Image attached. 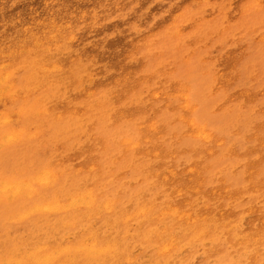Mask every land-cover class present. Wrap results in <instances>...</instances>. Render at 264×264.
I'll return each mask as SVG.
<instances>
[{
	"label": "rangeland",
	"instance_id": "374dc122",
	"mask_svg": "<svg viewBox=\"0 0 264 264\" xmlns=\"http://www.w3.org/2000/svg\"><path fill=\"white\" fill-rule=\"evenodd\" d=\"M190 2L198 0H0V78L6 87L4 76H9L14 95L0 121L12 113L16 122L0 126V184L3 180L24 183L47 169L54 178L27 198L0 197V264L41 246L46 254L64 249L75 252L63 253L56 264H264V149L255 138L264 140V55L260 53L264 51L260 48L264 0H208L196 7ZM177 15L172 28L169 19ZM51 21L67 27L56 44L50 39L53 31L47 30ZM45 32L49 33L35 46L32 34ZM65 33L73 38L70 42ZM51 66L54 71L47 72ZM221 73L226 78L215 80ZM195 82L201 84L202 88L197 85L201 91ZM178 83L190 88L196 116L208 129L212 126L215 143L202 148L186 135L179 118L187 115L178 109L179 101L168 98L176 93ZM150 121L155 123V133L137 128ZM11 137L15 141L7 142ZM124 141L139 148L128 151ZM193 168L197 175L190 173ZM169 170L175 177L165 179ZM220 177L227 182L223 189L228 188L229 194L215 190ZM197 181L203 182L199 188ZM86 190L96 198L92 211L65 208L70 197ZM102 201L114 206L112 211H104ZM55 203L63 210L35 212L37 207ZM168 205L211 217L201 232H207L206 237L198 240L201 234L191 227L160 217ZM138 208L145 209L140 217L135 216ZM124 215L130 218L125 221ZM256 233L263 234L262 243H249ZM88 235L100 237L103 244L118 243L117 252L98 263H85L76 244ZM170 239L174 244L162 254L160 245L165 241L168 245Z\"/></svg>",
	"mask_w": 264,
	"mask_h": 264
},
{
	"label": "bare ground",
	"instance_id": "6f19581e",
	"mask_svg": "<svg viewBox=\"0 0 264 264\" xmlns=\"http://www.w3.org/2000/svg\"><path fill=\"white\" fill-rule=\"evenodd\" d=\"M207 1L208 0H198V2H195V3H191L190 2V4L191 5H189V6H191V7H196V6H199V5H202V4H206L207 3ZM44 2V1H43ZM263 2V1H262ZM46 3V2H45ZM183 4V3H182ZM232 4V3H231ZM177 7V6H176ZM115 8V7H114ZM264 8V7H263ZM262 8V9H263ZM179 10V9H178ZM260 10V9H259ZM241 11V10H240ZM176 12H178V11H176ZM259 12V11H258ZM255 13H256V11H255ZM72 14V13H71ZM81 14H83V12L81 13ZM264 14V13H263ZM80 15V14H79ZM176 15V14H175ZM260 15V14H259ZM245 16H246V14H245ZM207 17V16H206ZM170 18V17H169ZM178 18H179V16L177 15V16H174L172 19H169V20H171V23H170V27H175L176 26V24H177V20H178ZM233 18H234V16H233ZM239 18V17H238ZM81 19V18H80ZM94 20H95V18H93ZM228 19V18H227ZM50 20V19H49ZM92 20V19H91ZM195 21V20H194ZM263 21V20H262ZM36 22H38V21H35V23ZM40 22V21H39ZM38 22V23H39ZM64 22V21H63ZM62 22V23H63ZM188 22V21H187ZM192 21H190V23H191ZM200 22V21H199ZM223 22H225V21H223ZM41 23V22H40ZM196 23V22H195ZM90 24V23H89ZM187 24V23H186ZM188 24H189V22H188ZM192 24V23H191ZM43 25V24H42ZM48 25V24H47ZM165 25V24H164ZM184 25V24H183ZM260 25V24H259ZM264 25V24H263ZM69 26V25H68ZM190 26V25H189ZM236 26V25H235ZM192 27V26H191ZM244 27V26H243ZM23 28V27H22ZM64 28H67L66 26H64L63 24H58V23H55V22H53V21H51L50 23H49V25H48V31H49V29L51 30V31H53V35H51V37H50V39L56 44V42H57V38L59 37V35L61 34L60 33V31L61 30H64ZM168 28V27H167ZM24 29V28H23ZM45 30V29H44ZM44 30H42V31H44ZM222 29H220V31H221ZM224 30V32H225V29H223ZM222 30V31H223ZM227 30V29H226ZM251 30V29H250ZM259 30V29H258ZM153 31V30H152ZM151 31V32H152ZM243 31V30H242ZM154 32V31H153ZM182 32H183V30H182ZM47 33H49V32H45V33H42L41 35H38V34H36L37 36H35L34 34H32V40H33V44L36 46V45H40L41 44V41L40 40H42V36L43 35H47ZM60 33V34H59ZM178 33H180L179 31H178ZM239 33V32H238ZM255 33V32H254ZM253 33V34H254ZM29 34V33H28ZM68 34H70V33H65V35H67L66 36V38L68 39V41L70 42L73 38L70 36V35H68ZM153 34V33H152ZM151 34V35H152ZM221 34V33H220ZM219 34V35H220ZM260 34V33H259ZM263 34V33H262ZM261 34V35H262ZM62 35V34H61ZM144 35V34H143ZM149 35V34H148ZM206 35H208V34H206ZM244 35H245V33H244ZM260 36V35H259ZM213 37H215V36H213ZM220 37V36H219ZM226 37V36H225ZM248 37V36H247ZM256 37V36H255ZM254 37V38H255ZM193 38V37H192ZM23 39V38H22ZM141 39V38H140ZM217 39V38H216ZM235 39H237V38H235ZM239 39V38H238ZM245 39V38H244ZM260 39H262V40H264V35H262V36H260ZM20 40V39H19ZM24 40V39H23ZM23 40H21V41H23ZM198 40V39H197ZM199 40H201V39H199ZM254 40V39H253ZM257 40V39H256ZM255 40V41H256ZM45 41V40H44ZM47 41H49V40H47ZM68 41H66V42H68ZM210 41V40H209ZM215 41V40H214ZM244 41V40H243ZM189 42V41H188ZM240 42H242V41H240ZM245 42V41H244ZM251 42V41H250ZM191 43H192V41H191ZM194 43V42H193ZM209 43V42H208ZM212 43V42H211ZM228 43V42H227ZM18 44V43H17ZM148 44H150V43H148ZM185 44V43H184ZM214 44V43H213ZM222 44V43H221ZM224 44V43H223ZM244 45H245V43H243ZM262 44V43H261ZM52 45H54V44H52ZM141 45V44H140ZM146 45V44H145ZM191 45V44H190ZM202 45V44H201ZM206 45H208V44H206ZM217 45V44H216ZM26 46V45H25ZM31 46H32V43H31ZM133 46H134V44H133ZM254 46V45H253ZM259 46V45H258ZM6 47V46H5ZM20 47V46H19ZM33 47V46H32ZM219 47V46H218ZM218 47H216V48H218ZM264 47V45L262 46V47H260V48H263ZM22 48V47H21ZM51 48V47H50ZM179 48V47H178ZM209 48V47H208ZM207 48V49H208ZM215 48V47H214ZM19 49V48H18ZM17 49V50H18ZM45 49V48H44ZM196 49H198L197 47H196ZM211 49V48H210ZM209 49V50H210ZM220 49V48H219ZM218 49V50H219ZM242 49V48H241ZM256 49V48H255ZM9 50V49H8ZM7 50V51H8ZM47 50V49H46ZM134 50H136V49H134ZM200 50V49H199ZM205 50V49H204ZM257 50V49H256ZM11 51V50H10ZM26 51V50H25ZM177 51V50H176ZM191 51V50H190ZM206 51V50H205ZM12 52H14V51H12ZM134 52V51H133ZM166 52V51H165ZM180 52V51H179ZM204 52V51H203ZM207 52V51H206ZM242 52V51H241ZM257 52H258V50H257ZM263 52V55H264V51L262 50V51H260V53H262ZM4 53V52H3ZM128 53H130V52H128ZM128 53L127 54H125V55H128ZM158 53V52H157ZM199 53H201V52H199ZM217 53V52H216ZM219 53V52H218ZM208 54V53H207ZM246 54V53H245ZM171 55V54H170ZM218 55V54H217ZM260 55V54H259ZM263 55H261V56H263ZM8 56H10V55H8ZM145 56V55H144ZM148 56V55H147ZM196 56V55H195ZM207 56V55H206ZM211 56V55H210ZM177 57V56H176ZM193 57V56H192ZM203 57H204V55H203ZM213 57H215V56H213ZM242 57V56H241ZM152 58V57H151ZM175 58V57H174ZM190 57L188 56V58L187 59H189ZM195 59H196V57H194ZM217 58H218V56H217ZM264 58V57H263ZM203 59V58H202ZM262 59V58H261ZM70 60V59H69ZM179 60V59H178ZM253 60V59H252ZM169 61H171V60H169ZM185 61H186V59H185ZM192 61H193V59H192ZM200 61H201V59H200ZM207 61V60H206ZM211 61H213V60H211ZM245 61V60H244ZM147 62H148V60H147ZM172 62V61H171ZM179 62V61H178ZM181 62V61H180ZM250 62H252L251 60H250ZM249 62V63H250ZM254 62V61H253ZM256 62V61H255ZM153 63V62H152ZM185 63H187V62H185ZM195 63V62H194ZM197 63V62H196ZM211 63V62H210ZM209 63V64H210ZM232 63V62H231ZM236 63V62H235ZM262 63H263V61H262ZM261 63V64H262ZM9 64V63H8ZM142 64V63H141ZM173 64V63H172ZM203 64V63H202ZM208 64V65H209ZM246 64H248V63H245V65ZM253 64H255V63H253ZM7 65V64H6ZM145 65H147L146 63H145ZM144 65V66H145ZM211 65V64H210ZM244 65V66H245ZM251 65V64H250ZM167 66V65H166ZM197 66H198V64H197ZM251 66H253V65H251ZM5 67V66H4ZM54 66H51L48 70H46L47 72H52V71H54V68H53ZM56 67V66H55ZM148 67V66H147ZM171 67H173V66H171ZM184 67V66H183ZM264 67V66H263ZM262 67V68H263ZM42 68V67H41ZM48 68V67H47ZM57 68V67H56ZM59 68V67H58ZM140 68V67H139ZM143 68V67H142ZM189 68H190V66H189ZM199 68H201V67H199ZM198 68V69H199ZM245 68V67H244ZM255 68V67H254ZM261 68V67H260ZM0 69H2V68H0ZM40 69V68H39ZM188 69V68H187ZM206 69V68H205ZM232 69H233V67H232ZM59 70V69H58ZM174 70V69H173ZM182 70V69H181ZM234 70V69H233ZM243 70H245V69H243ZM260 70V69H259ZM262 70V69H261ZM39 71V70H38ZM45 71V70H44ZM170 71V70H169ZM180 71V70H179ZM184 71V70H183ZM189 71V70H188ZM157 72V71H156ZM156 72H154V73H156ZM172 72V71H171ZM178 72V71H177ZM182 72V71H181ZM190 72V71H189ZM195 72V71H194ZM231 72H232V70H231ZM249 72V71H248ZM253 72H255V71H253ZM16 73V72H15ZM173 73V72H172ZM183 73V72H182ZM192 73V72H191ZM200 73V72H199ZM218 73V72H217ZM261 73H264V72H261ZM6 74V73H5ZM167 74V73H166ZM171 74V73H170ZM198 74V73H197ZM216 74V73H215ZM230 74V73H229ZM229 74H227V75H229ZM252 74V73H251ZM251 74H249V75H251ZM173 74H171V76H172ZM208 75H210V73L208 74ZM208 75H206L207 76V78H208ZM217 75V74H216ZM231 75V74H230ZM177 76V75H176ZM180 76V75H179ZM260 76V75H259ZM258 76V77H259ZM4 77H6V87L4 86V79H1L0 78V118L2 117L1 116V114L2 115H5V114H7L8 112L6 111V107L7 108H9V106H10V104L12 103V101L14 100V95H12V92H11V90H10V86L8 85V78H9V76L8 75H6V76H4ZM156 77V76H155ZM168 77V76H167ZM183 77H184V75H183ZM200 77H203V76H200ZM199 77V78H200ZM205 77V76H204ZM212 77V76H211ZM216 77V76H215ZM223 77H225V76H223L222 75V73L219 75L218 74V76L216 77V78H214L215 80H224V78ZM228 77V76H227ZM250 77H252V76H250ZM249 77V78H250ZM254 77V76H253ZM256 77V76H255ZM171 78V77H170ZM174 78V77H173ZM177 78H178V76H177ZM185 78V77H184ZM189 78V77H188ZM226 78V77H225ZM234 78V77H233ZM191 79V78H190ZM212 79V78H211ZM210 79V80H211ZM235 79H236V76H235ZM167 80V79H166ZM181 80V79H180ZM184 80V79H183ZM183 80H181V81H183ZM192 80V82H193V79H191ZM140 81V80H139ZM226 81H228V80H226ZM233 81V80H232ZM244 81V80H243ZM242 81V82H243ZM176 82V81H175ZM184 82H186V81H184ZM212 82H214V80L212 81ZM229 82V81H228ZM245 82V81H244ZM255 81H253V83H254ZM142 83V82H141ZM140 83V84H141ZM191 83V82H190ZM198 83V82H197ZM202 83V82H201ZM251 83V82H250ZM250 83L248 84V85H250ZM194 84H196V82L194 83ZM207 84V83H206ZM205 84V85H206ZM209 84V83H208ZM207 84V85H208ZM261 84V83H260ZM187 85V84H186ZM198 84H196V86H197ZM230 85V84H229ZM247 85V86H248ZM263 85H264V83H263ZM194 86V85H193ZM198 86H200L201 87V84L200 85H198ZM197 86V87H198ZM260 86V85H259ZM195 87V86H194ZM200 87H198L199 89H200ZM207 87V86H206ZM209 87V86H208ZM216 87V86H215ZM224 87V86H223ZM236 87V86H235ZM241 87H243V86H241ZM202 88V87H201ZM237 88V87H236ZM257 88V87H256ZM196 89V88H195ZM198 89V90H199ZM222 89V88H221ZM245 89V88H244ZM243 89V90H244ZM202 90H205V89H202ZM207 90V89H206ZM218 90V89H217ZM250 90V89H249ZM256 90V89H255ZM90 91V90H89ZM194 91V90H193ZM196 91V90H195ZM200 91H201V89H200ZM216 91V90H215ZM224 91V90H223ZM231 91H233V90H231ZM230 91V92H231ZM239 91V90H238ZM260 91V90H259ZM261 91H262V89H261ZM85 92V91H84ZM91 92V91H90ZM202 92H204V91H202ZM208 92V91H207ZM214 92V91H213ZM241 92V91H240ZM244 92V91H243ZM242 92V93H243ZM249 92H251V91H249ZM252 92H254V91H252ZM256 92V91H255ZM191 93H192V91H191ZM229 93V92H228ZM239 93V92H238ZM246 93V92H245ZM248 93V92H247ZM150 94V93H149ZM202 94V93H201ZM220 94V93H219ZM227 94V93H226ZM167 96H168V94H166ZM170 96L168 97L169 98V100H174V99H176L177 101H179L180 102V105L179 106H177L178 107V109L182 112V113H186V115H187V117H182L181 116V118H179L182 122H183V124L185 125V127H186V129H187V132H186V135H188V137H189V139H190V141L191 142H193V143H199V144H201L202 145V148H204L205 147V145L206 144H208V143H210V142H214L216 139H215V137L213 136V134H214V132L211 130L212 128V126L208 129V127L207 126H205L204 124H203V122H201L199 119H201V118H199L198 119V117L196 116V115H198V114H196V112L198 111L197 109V107H195L196 105H194L193 104V102H191V99H192V95H190V88L189 87H186L185 85H183V83H178L177 84V86H176V93H173V95H171V94H169ZM223 95V94H222ZM222 95H221V97H219V95H218V97L219 98H223L222 97ZM225 95V94H224ZM20 96V95H19ZM153 96L155 97V96H157L156 94L154 95L153 94ZM200 96V95H199ZM256 96H257V94H256ZM259 96V95H258ZM153 97V98H154ZM210 97V96H209ZM224 97H226V96H224ZM212 98V97H211ZM210 98V99H211ZM253 98V97H252ZM257 98V97H256ZM101 99V98H100ZM196 99H197V97H196ZM209 100V99H208ZM213 100V99H212ZM215 100V99H214ZM255 100V99H254ZM261 100H262V98H261ZM216 101V100H215ZM223 101H224V99H223ZM234 101H236V100H234ZM253 101V100H252ZM198 102V101H197ZM212 102V101H211ZM233 102V101H232ZM232 102H231V104H232ZM260 102V101H259ZM154 103V102H153ZM152 103V104H153ZM202 103H204V102H202ZM227 103V102H226ZM166 104V103H165ZM208 104V103H207ZM249 104H250V102H249ZM260 104V103H259ZM205 105V104H204ZM203 105V106H204ZM226 105V104H225ZM224 105V106H225ZM244 105V104H243ZM252 105V104H251ZM261 105V104H260ZM259 105V106H260ZM152 106V105H151ZM202 105H200V107H201ZM232 106H235V105H233L232 104ZM249 106V105H248ZM257 107V108H260V107ZM199 107V106H198ZM199 107V108H200ZM242 107V106H241ZM251 107V106H250ZM255 107V106H254ZM163 108H164V106H163ZM205 108V107H204ZM224 108V107H223ZM236 108H237V106H236ZM240 107H238V109H239ZM175 109H177V108H175ZM220 109H222V108H220ZM230 109V108H229ZM250 109V108H249ZM262 109V108H261ZM73 110V109H72ZM227 110V109H226ZM242 110H243V108H242ZM263 110H264V108H263ZM173 111V110H172ZM216 111V110H215ZM261 111V110H260ZM174 112V111H173ZM209 112H211V111H209ZM224 112V111H223ZM223 112H221V114H223ZM227 112V111H226ZM238 112V110L236 111L235 110V113H237ZM250 112V111H249ZM36 113V112H35ZM34 113V114H35ZM42 113H45V112H42ZM168 113V112H167ZM234 113V114H235ZM253 113V112H252ZM38 114V113H37ZM59 114V113H58ZM130 114V113H129ZM220 114V115H221ZM250 114V113H249ZM14 114H8V115H6V117H5V119L4 118H2V119H4V120H2V121H0V126L1 125H6V126H8V127H10L13 123H16V122H14V116H13ZM57 115V114H56ZM119 115V114H118ZM117 115V116H118ZM161 115V114H160ZM168 115V114H167ZM174 115V114H173ZM206 114H204V116H205ZM213 115V114H212ZM55 116V115H54ZM120 116V115H119ZM158 116V115H157ZM169 116V115H168ZM202 116H203V114H202ZM208 116V115H207ZM218 116V115H217ZM239 116V115H238ZM156 117V116H155ZM180 117V116H179ZM214 117V116H213ZM216 117V116H215ZM226 117V116H225ZM233 117H234V115H233ZM18 118L19 117H16L15 119L16 120H18ZM210 118V117H209ZM211 118H212V116H211ZM210 118V119H211ZM238 118V117H237ZM255 118V117H254ZM254 118L252 119V120H254ZM264 118V117H263ZM262 118V119H263ZM132 119V118H131ZM160 119V118H159ZM177 119V118H176ZM203 119H204V117H203ZM224 119V118H223ZM229 119V118H228ZM1 120V119H0ZM227 120V118L225 119V121ZM233 120H234V118H233ZM261 120V119H260ZM158 121V120H157ZM217 121V120H216ZM215 121V122H216ZM224 121V120H223ZM230 121H231V119L229 120V122H227L228 124H230ZM235 121V120H234ZM151 123H147V124H144V123H142V124H139L138 125V129L141 131V130H146V132H150V133H155L156 132V126H155V123L154 122H152V121H150ZM206 122H208V121H206ZM214 122V121H213ZM217 122H219V121H217ZM217 122L215 123V124H217ZM247 122V121H246ZM172 123H173V121H172ZM172 123H170L171 125H172ZM235 123V122H234ZM165 124V123H164ZM166 124H167V121H166ZM166 124H165V126H166ZM179 124V123H178ZM224 124L225 123H223V126H221V127H224ZM253 124V123H252ZM256 124H258V123H256ZM260 124H262V123H260ZM183 125V126H184ZM210 125H211V123H210ZM226 125V124H225ZM244 125H246V124H244ZM251 125V124H250ZM264 125V124H263ZM262 125V127H264ZM168 126V125H167ZM166 126V127H167ZM170 126V125H169ZM175 126V128H176V126H177V124L176 125H174ZM173 125H172V127H174ZM208 126H209V124H208ZM216 125H214V127H215ZM236 126V125H235ZM252 126V125H251ZM255 126V125H254ZM36 127V126H35ZM178 127V126H177ZM217 127V126H216ZM226 127H228V126H226ZM248 127V126H247ZM259 127V126H258ZM261 127V126H260ZM165 128V127H164ZM163 128V129H164ZM231 128H232V124H231ZM234 128V127H233ZM237 128V127H236ZM244 128V127H243ZM254 128V127H253ZM255 128H257V127H255ZM216 129V128H215ZM221 129V128H220ZM230 129V128H229ZM264 129V128H263ZM9 130V129H8ZM63 130V129H62ZM68 130V129H67ZM167 130V129H166ZM226 130V129H225ZM254 130V129H253ZM252 130V131H253ZM217 131V130H216ZM222 131V130H221ZM220 131V132H221ZM229 131H231V129L230 130H228V132ZM247 131V130H246ZM226 132V131H225ZM228 132H227V134H228ZM235 132L236 133H238L237 132V129L235 130ZM65 133V132H64ZM219 133V132H218ZM223 133V132H222ZM233 133H234V131H233ZM255 133V132H254ZM253 133V134H254ZM138 134V133H137ZM136 134V135H137ZM183 134V133H182ZM225 133H223V135H224ZM231 134V133H230ZM248 134V133H247ZM247 134H245V135H247ZM81 135V134H80ZM145 135V134H144ZM144 135H142L143 137H144ZM184 135V134H183ZM243 135V134H242ZM252 135V134H251ZM250 135V136H251ZM256 135V134H255ZM255 135H253V136H255ZM6 136H8V135H6ZM27 136V135H26ZM25 136V137H26ZM62 136V135H61ZM222 136V135H221ZM226 137H227V135H225ZM249 136V135H248ZM10 137V136H9ZM28 137H30V136H28ZM63 137V136H62ZM224 137V136H223ZM244 137V136H243ZM75 138V137H74ZM160 138V137H159ZM167 138V137H166ZM172 138V137H171ZM181 138V137H180ZM225 138V137H224ZM255 138H256V140L258 139H260L259 140V142H260V144L262 145V148L264 149V140H263V138H259V137H257V135L255 136ZM16 139V138H15ZM15 139H12V137L11 138H7L6 139V141L7 142H11V141H15ZM149 138H147V139H145V140H148ZM183 139H184V137H183ZM229 139V136L227 137V139L226 140H228ZM233 140L235 139V138H232ZM231 139V140H232ZM248 139V138H247ZM182 140V139H181ZM236 140V139H235ZM240 140V139H239ZM242 140H243V138H242ZM246 140V139H245ZM256 140H254V141H256ZM257 140V141H258ZM163 141V140H162ZM217 141H219V140H217ZM216 141V142H217ZM241 141V140H240ZM120 142V141H119ZM180 142V141H179ZM178 142V143H179ZM190 142V143H191ZM234 142V141H233ZM253 142V141H252ZM215 143V142H214ZM238 143H239V141L237 142V144L236 145H238ZM245 143V142H244ZM248 143V142H247ZM251 143V142H250ZM250 143H249V145H250ZM6 144V143H5ZM9 144V143H8ZM120 144H122V143H120ZM133 144V143H132ZM173 144V143H172ZM219 144H221L220 142H219ZM222 144H224V143H222ZM221 144V145H222ZM229 144H230V142H229ZM246 144V143H245ZM244 144V145H245ZM200 145V146H201ZM216 145H218V144H216ZM228 145V144H227ZM234 145V144H233ZM248 145V144H247ZM254 145H255V143H254ZM257 145V144H256ZM1 146V145H0ZM123 146H125L126 147V149L129 151V150H136L137 148H139V145H131V143L129 142V141H124V143H123ZM198 146V145H197ZM223 146V145H222ZM221 146V147H222ZM225 146H226V143H225ZM260 146V145H259ZM187 147V146H186ZM190 147V146H189ZM246 147V146H245ZM253 147V146H252ZM101 148V147H100ZM192 148V147H191ZM247 148V147H246ZM250 150H251V148L250 147H248ZM236 150L237 149H239V148H235ZM123 150H124V148H123ZM210 150V149H209ZM244 150H245V148H244ZM127 151V152H128ZM238 151H240V150H238ZM260 151H261V149H260ZM260 151H259V154H261L260 153ZM217 152H218V150H217ZM253 152H255V151H253ZM252 152V153H253ZM126 153V152H125ZM149 153V152H148ZM206 153V152H205ZM210 153V152H209ZM263 153H264V151H263ZM158 153H152V155L153 156H156ZM211 154V153H210ZM216 154V153H215ZM252 155V154H251ZM261 155H263V154H261ZM254 156H255V153H254ZM114 157V156H113ZM229 157V156H228ZM240 157V156H239ZM247 157V156H246ZM99 158V157H98ZM97 158V159H98ZM183 158V157H182ZM208 158V157H207ZM212 158V157H211ZM218 158V157H217ZM216 158V159H217ZM236 158H237V160H238V157L236 156ZM235 158V159H236ZM206 158H204L203 160H205ZM220 159V158H219ZM218 159V160H219ZM221 159H222V157H221ZM210 160V159H209ZM217 160V161H218ZM232 160V159H231ZM247 160V159H246ZM249 160V159H248ZM239 161V160H238ZM118 162V161H117ZM116 162V163H117ZM204 162H206V160L204 161ZM215 162V161H214ZM220 162H222V161H220ZM237 162V161H236ZM240 162V161H239ZM262 162V161H261ZM99 163V162H98ZM216 164H217V162H215ZM100 164V163H99ZM138 164V163H137ZM233 164H235V163H233ZM260 164V163H259ZM215 165V164H214ZM228 165V164H227ZM212 166H213V164H212ZM216 166V165H215ZM239 166V165H238ZM242 166V165H241ZM89 167V166H88ZM90 168H93V167H90ZM189 168V167H188ZM208 167H206V169H207ZM213 168V167H212ZM215 168V167H214ZM224 168H226V166L224 167ZM257 168V167H256ZM261 168V167H260ZM210 169V168H209ZM222 169V168H221ZM241 169V168H240ZM87 170V169H86ZM220 170V169H219ZM249 170V169H248ZM247 170V171H248ZM255 170V169H254ZM263 170V169H262ZM262 170H261V172H262ZM43 172H39L38 173V175L37 176H35V177H33L32 179H30V180H28L27 182H24V183H22V182H19V181H6V183H3L4 182V180H3V182L0 184V197L2 198V197H4V198H15V197H19V196H22L23 198H27V197H29L32 193H34L35 192V190H36V188L37 187H42V188H44V187H47V186H49V184H51L52 182H53V180H54V178H53V176L51 175V171H49L48 169L47 170H42ZM184 171V170H183ZM223 171H226L225 173H227V170H223ZM19 172H21V171H19ZM126 172V171H125ZM140 172V171H139ZM228 172H229V170H228ZM234 172V171H233ZM256 173H257V170L255 171ZM131 173V172H130ZM190 173H194V174H198V172H197V170L195 169V168H193V169H190ZM208 173V172H207ZM217 173V172H216ZM239 173V172H238ZM238 173H236V174H238ZM249 173H252V172H249ZM205 174V173H204ZM203 174V175H204ZM223 174V173H222ZM228 174V173H227ZM258 174H260L261 175V173H257V176H260V175H258ZM110 175V174H109ZM206 175V174H205ZM214 175V174H213ZM221 175V174H220ZM225 174H223V176H224ZM228 175H230V174H228ZM243 175H244V173H243ZM252 175H253V173H252ZM255 175V174H254ZM126 176V175H125ZM202 176V175H201ZM209 176V175H208ZM216 176V175H215ZM175 177V173H174V171H172V170H169V171H166V174H165V179H169V178H174ZM207 177V176H206ZM233 177V175L231 176V178ZM235 177V176H234ZM233 177V178H234ZM263 177V176H262ZM221 178V177H220ZM224 178V177H223ZM256 178V177H255ZM201 179V178H200ZM199 179V180H200ZM205 179V178H204ZM207 179V178H206ZM229 179H230V177H229ZM258 179V178H257ZM262 179V178H261ZM216 180V179H215ZM227 180V179H226ZM232 180H234V179H232ZM249 180H251V179H249ZM256 180V179H255ZM263 180H264V178H263ZM209 181V180H208ZM227 181H229V180H227ZM231 181V180H230ZM234 181H236V180H234ZM196 182V181H195ZM198 182V181H197ZM206 182V181H205ZM210 182V181H209ZM212 182H214V181H212ZM238 182V181H237ZM246 181H244V183H245ZM249 182V181H248ZM140 183V182H139ZM207 183V182H206ZM225 183L227 184V182H225L224 180H222V178L221 179H219L218 181H217V183H216V186L215 187H217L218 186V188L217 189H215V190H217V192L219 193V194H221V193H225V194H229V189L228 188H226L225 187V189H223V187L225 186ZM229 183V182H228ZM251 183H252V181H251ZM256 183V182H255ZM202 184H203V182H198V184L196 183V185H195V187L196 188H199V187H201L202 186ZM234 184V183H233ZM237 184V183H236ZM254 184V183H253ZM134 185V184H133ZM137 185V184H136ZM262 185V184H261ZM229 186V185H228ZM130 187H132V186H130ZM231 187V186H230ZM207 188V187H206ZM235 188V187H234ZM89 189V188H88ZM193 189V188H192ZM195 189V188H194ZM193 189V190H194ZM222 189H223V191H222ZM231 189V188H230ZM192 190V191H193ZM104 191H106V190H104ZM110 192H112V191H110ZM175 192H177V193H179L180 194V190H175ZM211 192V191H210ZM102 193V192H101ZM176 193V194H177ZM215 192L213 191V193L212 194H214ZM98 194H100V193H98ZM121 194H122V192H121ZM128 196V195H127ZM225 196V195H224ZM250 197V196H249ZM126 198V197H125ZM244 198V197H243ZM108 199V198H107ZM250 199V198H249ZM7 200V199H6ZM33 200V199H32ZM221 200H223V198L221 199ZM233 200V199H232ZM10 201V200H9ZM8 201V202H9ZM95 201H96V198H94L93 196H92V192L89 190V191H87L86 190V192H79L78 194H76L75 196H72V197H70V201H69V204H68V206L66 207L65 206V208H70V209H79V208H83L82 210L83 211H85V212H90V211H92L94 208H95ZM137 201V200H136ZM220 201V200H219ZM234 201V200H233ZM232 201V202H233ZM261 201V200H260ZM103 202V201H102ZM244 202H246V199L244 200ZM57 203V202H56ZM53 204V205H51V206H45V207H37L36 208V210H35V212L36 211H41V213L42 212H44V214H51V212H57V211H59V210H63V209H59V207H58V205L57 204ZM67 203V202H66ZM103 203H105V202H103ZM185 203V202H184ZM230 203V202H229ZM240 203V202H239ZM257 203V202H256ZM52 204V203H51ZM61 204V203H60ZM232 204V203H231ZM236 204V203H235ZM102 205V204H101ZM229 205V204H228ZM40 206V205H39ZM61 206H62V204H61ZM235 206V205H234ZM31 208H33V207H31ZM30 208V209H31ZM104 211H106V212H109V211H112V208H114V206H112V205H110V204H106L105 203V205H104ZM234 208V207H233ZM232 208V209H233ZM29 209V210H30ZM248 209V208H247ZM246 209V210H247ZM28 209H27V211H29ZM99 210V209H98ZM145 210V209H144ZM143 210V208H138V211H137V213H135V214H137V215H135V216H138V217H140L145 211ZM69 211V210H68ZM249 211V210H248ZM24 213V212H23ZM218 213V212H217ZM242 213V212H241ZM22 214V213H21ZM21 214H19V215H21ZM152 214V213H151ZM244 214V213H243ZM242 214V215H243ZM26 215H24V217H25ZM41 216V215H40ZM75 216V215H74ZM159 216L160 217H169L170 219H174V220H176V222H179V223H181L182 225H184V226H186V227H191V229H192V231H194L195 233H197V235H198V233L199 234H201V232H203L204 230H202L207 224H208V222L212 219L211 217H207V216H200V215H196L195 214V212L192 210V209H189V208H187V209H185V208H183L182 210L181 209H179V208H176V207H174L173 205H168V206H165V210L163 211V212H161L160 214H159ZM23 217V214H22V216H21V218ZM87 217V216H86ZM86 217H85V219H86ZM71 218V217H70ZM130 217L128 216V215H124L123 216V219L125 220V221H127L128 219H129ZM131 218H134V217H132V215H131ZM218 218H220V220H222V215H219V217ZM72 219V218H71ZM239 219H240V216H239ZM261 219H263V218H261ZM14 220V219H13ZM19 220H21L20 218H19ZM146 220V219H145ZM18 221V220H17ZM243 221V220H242ZM260 222H261V220H259ZM7 222V221H6ZM10 222V221H9ZM66 223V222H65ZM209 224H211V223H209ZM261 224H262V226H263V229H264V219L262 220V222H261ZM61 225H63V224H61ZM219 225V224H218ZM253 225H255V224H253ZM64 226V225H63ZM66 226V225H65ZM248 226V225H247ZM52 227V226H51ZM240 228V227H239ZM56 229V228H55ZM60 229V228H59ZM137 229H138V227H137ZM182 229V228H181ZM241 229V228H240ZM248 229V228H247ZM38 230V229H37ZM80 232V231H79ZM177 232V231H176ZM187 232V231H186ZM60 233V232H59ZM208 233L207 232H204V234H201V235H199L197 238H198V240L201 238V237H206V235H207ZM234 235V234H233ZM252 237H251V239H252V241H248L249 243H255V244H261L262 243V240H263V234L261 235V233H256V234H252L251 235ZM58 237V236H57ZM62 237V236H61ZM195 237V236H194ZM100 238V237H99ZM99 238L97 239V237L96 236H91V235H88L87 237L86 236H84V237H81L80 239H79V243H77L76 244V247H78V251H79V253L81 254V256H82V260H85V263H90V262H96V263H98V262H100V258L101 257H103V256H105V255H108V256H110V255H112V254H115V252H117V248L119 247V244L118 243H106V244H103V243H101L100 242V240H99ZM127 238V237H126ZM150 239V238H149ZM148 239V240H149ZM159 239V238H158ZM217 239V238H216ZM159 241H162V240H159ZM159 241H157V245H159ZM164 241V240H163ZM214 241V240H213ZM217 240H215V242H216ZM246 241V240H245ZM61 242V241H60ZM166 242H168V241H165V244H163V242H162V244L163 245H160V246H162L161 248H160V252H162V254H164V252H166V250H168L169 248H171L172 247V245L174 244V241H173V239H170V241H169V243H168V245L166 244ZM236 242H238V241H236ZM133 243V242H132ZM161 243V242H160ZM196 243V242H195ZM194 243V244H195ZM197 243H199V242H197ZM208 243V242H207ZM154 244V243H153ZM191 244H192V242H191ZM206 244V243H205ZM209 244V243H208ZM100 245H104V246H100ZM128 245V244H127ZM132 246V245H131ZM130 246V247H131ZM189 246V245H188ZM64 247V246H63ZM62 246H61V248H63ZM149 247H151V244H150V246ZM157 247V246H156ZM174 247V246H173ZM197 247V246H196ZM59 248V247H58ZM57 248V249H58ZM75 248V247H74ZM154 248V247H153ZM152 248V249H153ZM159 248V247H158ZM188 248V247H187ZM228 248V247H227ZM31 249V248H30ZM35 249V248H34ZM33 249V250H34ZM56 249V248H55ZM54 249V250H55ZM182 249V248H181ZM186 249V248H185ZM184 249V250H185ZM254 249H255V247H254ZM74 250V249H73ZM200 250V249H199ZM27 251V250H26ZM29 252H30V250H28ZM45 251H46V249H44L42 246L41 247H37L33 252H30V253H28V254H26V255H24L23 257L22 256H20V257H18L17 259H11V260H8V261H6V262H4L3 264H56L57 262H58V259L60 258V257H62V256H60V255H62L63 253L65 254V255H71V254H73V253H75V252H72V251H70V253H68L69 251H68V249H64V250H60V251H58V252H54V253H45ZM170 251V250H169ZM203 251V250H202ZM13 252V251H12ZM52 252V251H51ZM174 252V251H173ZM248 252V251H247ZM198 253V252H197ZM159 254V253H158ZM175 254V253H174ZM173 254V255H174ZM256 254H257V251H256ZM166 255H168V253L166 254ZM173 255H171V257L173 256ZM147 256V255H146ZM165 256V255H164ZM180 256V255H179ZM191 256H192V254H191ZM190 256V257H191ZM13 257V256H12ZM11 257V258H12ZM193 257V256H192ZM10 258V257H9ZM168 258H170V257H168ZM7 259V258H6ZM162 258L160 257V260H161ZM221 259V258H220ZM254 258H252V260H253ZM131 260V259H130ZM159 260V261H160ZM169 260H171V259H169ZM175 260H177V259H175ZM196 260H197V258H196ZM255 260V259H254ZM264 260V259H263ZM128 261V260H127ZM163 261H164V257H163ZM189 261V260H188ZM1 262V261H0ZM125 262H126V260H125ZM168 262V261H167ZM203 262H204V260H203ZM146 263V262H145ZM150 263V262H149ZM199 263V262H198ZM146 264H148V263H146Z\"/></svg>",
	"mask_w": 264,
	"mask_h": 264
}]
</instances>
